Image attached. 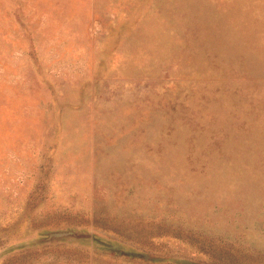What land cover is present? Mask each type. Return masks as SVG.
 <instances>
[{"label": "rangeland", "instance_id": "374dc122", "mask_svg": "<svg viewBox=\"0 0 264 264\" xmlns=\"http://www.w3.org/2000/svg\"><path fill=\"white\" fill-rule=\"evenodd\" d=\"M0 264H264V0H0Z\"/></svg>", "mask_w": 264, "mask_h": 264}]
</instances>
